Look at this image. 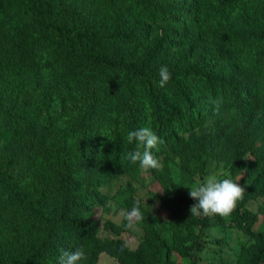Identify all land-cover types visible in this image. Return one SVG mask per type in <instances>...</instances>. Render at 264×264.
I'll list each match as a JSON object with an SVG mask.
<instances>
[{
    "label": "trees",
    "instance_id": "1",
    "mask_svg": "<svg viewBox=\"0 0 264 264\" xmlns=\"http://www.w3.org/2000/svg\"><path fill=\"white\" fill-rule=\"evenodd\" d=\"M220 1L250 14L263 2ZM147 4L155 6L157 15L170 9L154 0ZM87 6V0H0L1 33L9 16L10 23L15 21L14 33L7 27L0 35V264H13L12 257L25 254L28 243L34 246L17 264H58L61 249L78 247L86 254L82 264H97L103 251L119 264H170L175 252L186 256L193 248L204 249L210 239L197 234L189 244L177 243L185 227L194 225L177 219L174 212L163 222L169 236L154 231L155 242L145 241L136 250H129L120 238L99 237L98 208L113 201L129 211L140 202L131 179L142 169L126 157L136 149L127 141L128 132L142 127L164 140L152 150L163 164L164 170L157 174L162 186L177 188L169 175L170 163L177 157L181 170L193 175L204 172L212 159L225 161L228 179L245 167L240 180L252 186L229 218L231 226L251 234L258 214L264 213L263 203L257 211L247 207L250 199L264 200V81L258 78L259 63H251L248 75L217 78L205 67L157 60L154 48L132 57L119 52L117 45L131 44L135 33L122 25L109 32L91 26L80 18ZM181 12V19L173 14L169 20L185 31L205 32L214 41H223L212 48L217 64L231 63L255 45L264 61V24L224 40L228 17L214 11ZM12 33L19 45L29 38L27 66L10 63ZM30 33L36 35L30 38ZM82 35L112 45L104 50ZM161 66L171 73L163 88L158 86ZM75 76L83 87L82 106L72 107L69 116L67 104L76 103H67L65 96ZM188 86L203 94L195 95ZM247 106L243 116L232 117L233 109ZM196 129L199 134L189 136ZM240 143H246L241 152L252 158L246 163ZM150 172L155 176V170ZM122 177L126 184L110 194L112 181ZM161 197L172 211L188 209L182 198ZM140 210L141 222L153 230L154 221L141 204ZM222 217L205 216L204 221L226 228ZM107 225L119 234L125 230V224ZM252 235L254 242L243 264H264V230ZM144 248L150 252L148 258L143 257Z\"/></svg>",
    "mask_w": 264,
    "mask_h": 264
},
{
    "label": "rangeland",
    "instance_id": "2",
    "mask_svg": "<svg viewBox=\"0 0 264 264\" xmlns=\"http://www.w3.org/2000/svg\"><path fill=\"white\" fill-rule=\"evenodd\" d=\"M17 3H24L25 0H13ZM148 0H87L89 6L84 10V14L80 15V18L91 26L103 29L106 32L111 31L117 25H122L127 29L132 30L136 38L131 44L117 45V50L126 55L132 57H140L143 53L149 49H155V58L157 60H164L167 63L177 64L181 66L185 65H197L198 68L205 67L212 76L217 78H227L233 73L248 75L251 71V63H259L261 74L259 79L264 81V61L260 56V48L258 45L247 49L240 56H235L231 63H227L224 66L217 64L212 53V48H216L223 45V41H214L209 38L207 34L199 33L188 30H183V27L177 22L169 20L171 15L177 14L178 18L185 10L186 13H193L195 10H199L200 14H206L210 11L218 12L228 17L226 36L223 38H233L240 36L243 32H249L253 28L264 24V0L261 3L259 9L255 14H250L248 10H242L240 7L227 8L224 7L220 0H154L158 2L166 3L170 9L166 14L157 15L155 10L147 4ZM165 17V18H164ZM11 16H9L2 28L9 27L11 32L15 31V21L10 23ZM12 25L14 27L12 28ZM2 32V33H3ZM0 31V35L2 34ZM10 34V52L12 60L10 63L19 61L23 66H27L30 60L29 51V38H24V41L19 45L15 41V36ZM8 34V32H7ZM36 34H29L30 38H33ZM83 38L91 41L94 45L99 46L101 49H107L112 45L110 41H97L86 35H82ZM41 41L45 39L40 36ZM10 58V59H11ZM16 63V62H15ZM231 67L235 72H232ZM78 77L70 80L71 91L65 96L67 103L76 104L69 105L68 115L72 116L71 110L73 108H80L82 103V90L83 87H79ZM69 85V86H70ZM195 95L203 94V91L194 86H188ZM249 106L245 108H235L232 110V117L238 118L243 116L248 111ZM239 133L237 130H235ZM200 130H194L189 136L195 138L199 134ZM242 134L239 133V138ZM241 139V138H240ZM192 144V143H191ZM193 145V144H192ZM246 143H240L239 151L245 148ZM242 158L245 159V163L252 158L249 152H241ZM240 153V154H241ZM179 158L170 163L169 175L173 182L177 185L174 186H162L161 182L157 178L159 171H163V164L159 170H155V176L149 171H144L132 178V184L135 188V197L140 199V204L145 213L151 217L154 221L153 230L149 229V226L139 223H133L132 227H127V221L122 213L127 212L125 208L119 207L113 201H107L104 208H98L99 216L97 219V227L99 229L98 235L100 238H115L122 239L129 250H136L145 241H153V233L157 231L162 236H169V230L164 226L163 222L167 221L173 214L177 216V219L181 221H189L192 227H185V230L177 238V243L183 242L189 244L193 235H199L200 237L210 239L207 241L205 248L200 250L191 249L189 255L183 256L178 252L172 256L170 264H243L244 259L247 256V249L254 242V236L252 233L257 234L264 230V213L258 214V219L255 222V226L251 229V234L244 233L242 230L235 226H231L229 216H223L225 224L228 226L217 227L214 224L204 221L205 216H199L197 222L191 216L190 206L194 201L189 195V189L199 185L209 175H215L218 179H223L228 175L227 166L223 160L212 159L209 166L202 173L187 174L183 172L179 166ZM245 167H242L240 172L232 178L234 182L238 181V184L245 188V192L248 191L251 186L248 182H241V177L244 174ZM227 178V177H226ZM127 180L122 177L112 181L110 184V194H113L118 188L124 186ZM166 195L170 197L182 198L186 201L188 209L184 211H172L163 204L161 196ZM263 203L262 198L250 199L247 202V207L253 211L258 210V205ZM39 216L42 215L40 210H36ZM107 222L113 225L121 226L125 224V230L120 234L115 232L112 228H109ZM195 222V223H194ZM231 224V225H230ZM192 229V231H190ZM190 231V232H189ZM189 232V233H188ZM155 242V241H153ZM33 244L28 243L26 245L27 250L25 254L12 257L13 264L20 262L22 258L26 256V253L33 247ZM150 252L145 248L143 249V257L148 258ZM97 264H119L118 260L107 252L103 251L99 254Z\"/></svg>",
    "mask_w": 264,
    "mask_h": 264
},
{
    "label": "clouds",
    "instance_id": "3",
    "mask_svg": "<svg viewBox=\"0 0 264 264\" xmlns=\"http://www.w3.org/2000/svg\"><path fill=\"white\" fill-rule=\"evenodd\" d=\"M160 77L158 86L163 88L171 79V73L167 66H161L158 70ZM129 144L135 143L136 149L127 155L132 164L139 163L144 171L159 170L162 167L161 161L152 154V150H158V145L164 143L149 127H142L129 131L127 134ZM143 151H140V149ZM190 197L196 201L190 206L191 216H229L236 208L237 203L243 199L245 188L232 179H218L215 175H209L203 182L192 188H188ZM127 221V227L133 223H139L144 219L140 210V202L137 201L127 212L122 213ZM86 259L83 248H76L73 251L61 249L58 264H82Z\"/></svg>",
    "mask_w": 264,
    "mask_h": 264
}]
</instances>
